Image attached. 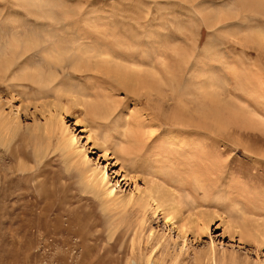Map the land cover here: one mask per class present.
<instances>
[{"label":"rangeland","instance_id":"rangeland-1","mask_svg":"<svg viewBox=\"0 0 264 264\" xmlns=\"http://www.w3.org/2000/svg\"><path fill=\"white\" fill-rule=\"evenodd\" d=\"M43 1L54 10L45 7ZM169 1L178 4L173 12L172 7L169 9ZM188 1L42 0L41 5L56 14H64L68 9L66 14L70 12L68 17H72L69 21L80 26L88 22L100 27L109 25L107 28L112 30L117 26L113 25L116 21L118 26L120 20L121 23L128 21L125 13L140 14L144 18L148 12L146 18L151 23L146 25L153 31V37L155 33V36L170 33L173 26H177L172 20L177 19L184 23L180 29L187 34L183 40L179 38L175 42L159 37L162 40L157 44L160 48L155 44L163 52L165 61L162 77H168V84L170 76L176 73L175 79L180 80L177 90L175 86L172 89L163 86L166 88L162 92L165 101L158 99L162 95L153 91L152 101L147 105L148 98L143 92L140 93L141 101L137 100L119 86L111 73L102 70L87 71L89 76L84 75L85 71L76 72L81 79L71 80L62 73L66 83L60 88L74 91L90 103H103L112 94L111 99L119 103L114 114L128 119L129 126H125L128 133L134 132V126L139 123L146 134L159 137L162 133L159 140L169 136L166 130L162 131L168 128L162 120L172 113L175 105H189L183 112L184 117L189 122L209 125V129L191 136L195 140L200 138L198 141L203 146L196 152L205 155L198 159L200 166L197 164L195 170L199 172L206 166L217 171L201 182L202 189L181 186L187 192V196L186 192L182 193L184 201L188 197L187 201L192 200L194 205L193 215L189 217L185 209L183 217L202 222L207 219L202 212L216 211L222 216L229 215L226 219L236 222L243 217L259 231H264V0H193L197 4L195 8H190L193 1ZM16 6L4 7L2 12L0 5V12L6 15L14 8L10 13L13 14L15 9L21 10ZM72 12L79 13L74 16ZM207 14H210L209 20ZM3 15L6 20L0 21L4 23L16 16ZM146 18L138 17L144 22ZM164 24L170 26V30L162 28ZM133 44L131 49L136 47ZM126 46L111 48L113 52L129 51ZM151 49H147L148 54L139 55L144 64L156 57L155 50ZM84 65L92 67V64ZM170 65L177 69L176 72ZM61 76L59 73L53 86ZM13 82L17 83L11 81L9 75L0 76V264H213L212 259L204 255L209 235L214 244L215 264H264L263 239L246 240L245 236L239 239L235 235L231 244L229 237L223 234L220 221L196 241L192 234L186 233L185 249L174 257L182 239L177 237L175 229L164 224L162 215H151L149 209L143 213L137 204L120 208L115 199H107L102 191L98 196L89 192L84 172L93 167L95 158L103 153L93 144V139L86 144L87 158L82 164L75 149L64 153L58 146L55 130L46 128L49 117L58 114L64 117L70 129L73 123L78 129L84 128L93 122L91 105L85 108L74 105L69 95L62 98L66 104L60 105L55 91H50L53 87L38 94L35 92L37 85L27 83L34 89L29 91L28 87L11 86ZM205 111L212 112L206 116ZM93 127L97 135H102L101 127L95 123ZM113 137H117L116 133ZM85 140L80 138L78 144ZM111 140L114 139L108 142L110 152L117 149L116 139ZM109 162L114 160L104 156L100 160L112 180V171H117L120 165L111 167ZM194 176L187 175V179L194 182ZM136 182L141 185L139 180ZM120 184L118 193L135 189L132 180ZM134 193L137 195L136 191ZM154 232L163 234L159 244L155 242L158 235Z\"/></svg>","mask_w":264,"mask_h":264},{"label":"bare ground","instance_id":"bare-ground-1","mask_svg":"<svg viewBox=\"0 0 264 264\" xmlns=\"http://www.w3.org/2000/svg\"><path fill=\"white\" fill-rule=\"evenodd\" d=\"M41 1L0 0V5H2V12L3 8L8 7L9 5H13L14 7L17 5L16 8L18 6H20L21 8L20 11H18V9H15V14H10L13 12V7L11 12L9 11V14L7 13V8L5 10L7 11V14H3L5 16L16 15L15 18L8 20L6 23L2 21L3 24H1L2 22L0 21V76L9 75L11 81H17V83L13 82L11 86L18 85V87H28L29 91L30 88L32 90L34 89L30 86H27V83L37 85L38 88L35 89V92L38 94L48 88L53 87L50 91H55L57 95L56 97L58 98L60 105H64L65 102H62V98L65 96L67 97L68 95L69 98L71 96V101L74 105H81L83 108H85V105H91L90 110L93 113L94 117L91 121L93 122L86 124L82 129H78L76 123H73V129H70L68 124L65 123L64 117H62L61 114H58L57 116L51 115L46 125L47 129L51 128L55 130L54 132H56L57 134V142L59 148L64 153L75 149V152L77 156L81 159L82 164H85L84 159L87 158L86 155L88 152L86 144L91 138L93 139V144L96 145L103 152L102 155L104 157H108L114 160V162H109V165L111 167H116L120 165L117 171H112L114 177L112 180H110V178H108V173L106 172L105 167H103L100 163V160L103 156L98 155L95 158V162L93 164L94 166L91 168L89 167L88 170L84 172V176L86 179L85 184L89 192L98 196L100 191H102V194L105 195L107 199H115L116 202L120 205V208H125L131 204H137L143 213H145L147 209H149L148 211L151 212V215H162L164 224H168V226H171V229H175L177 232V237H180L182 239V244L179 248V251H176L174 253V257H177L181 253H183L182 250L185 247L184 245L186 241V233L189 232L190 234H192L194 240L196 241L202 236L207 235L209 228L215 226V223L219 221L221 222L224 228L223 234H226L229 237L231 244H233L235 235L239 236V239L245 236L246 240H248L247 238L264 240V231H259L256 226L252 225V223H248L247 220H245V218L243 217H241V219L237 217L240 222H236L235 219L227 218V220L226 217H228L229 215L227 216L224 214L222 216V213L218 214L216 211H212L202 212L203 216L207 218L202 222H197L191 219L189 220V217L193 215L194 205L192 204V200L188 202V197V201H184L185 194L183 195L182 193L186 191H184L181 186L183 184H186L192 187L193 189H202L203 184H201V182L207 176L217 171L215 169L213 170V168L210 167L207 168L206 166L205 167L207 169H204L205 167H202L199 172L195 170V166L197 164L198 166H200V162L198 163V159H202V157L205 158V155L196 152L197 148L203 146V143L200 144L201 141H198L200 138L195 140L191 139V136L198 134L197 131L209 129V125L207 126L206 124H199L198 122L193 123V120L192 122H189L183 114V112H185L186 108L189 105H175L176 107L172 111V113L166 116L163 120L160 118L163 123L166 124L168 127L166 129H163L162 131L166 130L169 136L167 135L168 137L166 139L159 140V137L162 133L159 137L157 135L153 136L150 133L146 134L141 130L139 123L136 125L134 124V127L136 128L134 129V132L128 133L127 127L125 128L126 125L129 126L127 124L128 119L126 117H123L122 114H114V111L117 108L116 105H118L119 103L116 104L118 101L111 99L112 94H109L110 97L107 96L108 100L103 103H90L88 99L87 101L86 98H84V100L83 98H81V96H77L76 92H72L71 90H65V88L62 87L60 88V85L66 83L65 78L62 79V73L63 76L65 75L64 77H67L71 80V78L81 79L82 76L78 77L76 72L83 73L85 71L84 73H86L87 71L98 72L102 70L103 72L109 74L111 73L113 75V78L119 84V86L124 89L128 94L130 93L132 96H135L137 100L139 99L141 101L140 93L143 92V96H146V98H148L146 100L147 105L150 101H152L150 96L153 95V91H155L156 94H158L159 96L162 95L160 96L161 98H158L155 95V99L158 98L165 101V95L162 94V92H164L163 89L165 87L167 88V86H170V88L172 86H175V89L177 90L178 87H176V85L179 84L180 80L175 79L176 73L172 74L173 77H171L172 75L170 76V82H168V84L166 81L168 77L166 79L162 77L161 68L165 67V61L163 60L162 56L163 52H161V50L159 49L160 47L157 44L161 43L162 41L161 39H159V37L166 39V41L167 39H169V42H171L170 40H174L175 42V40H179V38L180 40L183 37L185 38V36L187 35L185 34L186 32L183 33L180 29L182 28L181 26H183L184 23L181 22V20L177 21L178 19L176 21L172 20V22L177 23V26H173L174 29H171L170 33L164 34L162 36L160 33V35L155 36V34H157L155 33L154 37L152 36L153 31L151 32V30H149L146 25H149L151 23L150 19L146 18L148 12L144 16V18H146L145 22L140 21V19H138V17L144 19L143 16H140V14H138L139 16L137 15V17L134 14H132L131 16L128 13H125L124 16L127 17L128 21L122 20L123 23H121L120 20V24L118 26V21H116V19L119 18H116L114 20L116 22L115 24L113 23V25L117 24V26L115 27V29L112 28V30H110V27L109 29L107 28V26L109 25H104L100 27L96 24H88L87 20V23L85 25L80 26L74 21H69V18L72 17H68L70 12L66 14L68 11L67 9L65 12L64 9L66 7H64L63 9L65 12L64 14H59L60 12L56 14L49 10L52 5L48 6L47 2L43 1L45 4L44 6L49 7V9H45V7L41 5L43 4V2ZM140 1L145 2V0ZM189 1L192 2L193 0ZM177 5L178 4H176V2H171L170 6H168L170 7L169 9H171L172 7L173 12V8H176ZM190 5V8H195L197 6L194 1L190 3ZM9 9L11 8L9 7ZM179 11L182 10L180 9ZM184 11L186 10H183V12ZM78 13L75 14L78 15ZM129 13H131V11ZM175 13L177 15L178 12ZM3 14L1 13L0 18ZM75 14L74 16H77ZM133 15L137 19L133 17ZM208 15L210 16V14L206 15L207 20H209ZM149 17H151V15ZM79 18L81 20V15L79 16ZM0 20H6V18L3 19L2 17V19ZM132 20H134V22H132ZM207 24V27H209V23ZM161 26L164 29L170 30V26L169 28L165 26V24ZM177 31H179V33ZM108 42L113 46L118 45L125 47V45H127L129 51L125 49V51H123V48H118L122 51L113 52L114 48L112 49L111 47L113 46L111 45L108 46ZM132 44L133 46H136L135 48L133 47V49L130 48V46L132 47ZM155 44L159 48L155 47ZM150 47H152V49ZM130 49L132 51H130ZM147 49H151V51L155 50L153 52L156 53V55L154 54L156 57L153 56V61H151V63L148 62L149 65L144 64V61L141 60L142 57L139 58L140 54L143 55L144 53H149H147ZM110 53H112V55ZM149 56L147 57L150 58ZM83 63H88V65L92 64V67H88ZM166 66L168 68V65ZM171 66L172 65H170V67ZM171 69H174L175 72L177 70L173 67H171ZM59 73L61 79L59 78L60 80L57 81V85L53 86V83L57 80ZM84 75L89 76L87 75V73ZM173 81H175V85H172ZM9 84H6L7 87L9 86ZM164 85L165 87H163ZM19 93L20 92L18 91V95L22 94ZM176 97L177 98L175 99H177L178 101L179 98L178 96ZM167 100L168 99H166V102ZM159 101L161 102V100ZM20 109L21 104L18 105V111ZM205 112H207L206 116H209V113H211L212 111ZM138 120L139 119L135 120V122H138ZM94 123L102 128V135L99 136L95 133V128L93 127ZM224 127L222 128L223 130L225 129ZM80 133H85L87 134V136H83ZM115 133L117 137L114 138L113 136ZM172 133L175 134L170 135ZM77 135L80 136L77 137ZM80 138H85V142L82 143L81 141V143L78 144ZM110 138L114 140L116 139L117 145V149L115 148L116 150H112L111 152L110 148L108 147V142ZM114 140H111V142ZM125 162L127 163V165H125ZM196 172L197 174H195ZM190 174L195 175L194 182L187 179V175ZM119 180L120 183L127 182V180H132L135 189L133 191H130L129 193L121 194L122 190L119 191L120 193H118L117 188L119 189L121 185L119 183ZM137 180L141 182V185L137 184ZM135 191L137 192V195L134 193ZM115 206L118 205L115 204ZM185 209H187V212H189V217L187 219L188 221L185 219V217H183V211ZM189 223L193 225L190 226ZM257 226L260 225L257 224ZM216 228L217 227H215L214 231H216ZM156 235H158V237L155 242L159 244L163 239V234L157 232ZM208 237L209 245L204 251V255L208 258L210 257V259H212L213 264H215V260L213 259V256L215 255L213 240L210 238V235Z\"/></svg>","mask_w":264,"mask_h":264}]
</instances>
